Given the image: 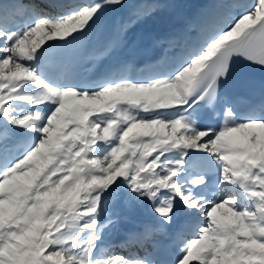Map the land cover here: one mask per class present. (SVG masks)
<instances>
[{
    "label": "snow or ice",
    "instance_id": "1",
    "mask_svg": "<svg viewBox=\"0 0 264 264\" xmlns=\"http://www.w3.org/2000/svg\"><path fill=\"white\" fill-rule=\"evenodd\" d=\"M158 8L0 0V264H264V96L241 92L264 0H212L152 60L124 55Z\"/></svg>",
    "mask_w": 264,
    "mask_h": 264
},
{
    "label": "bare ground",
    "instance_id": "2",
    "mask_svg": "<svg viewBox=\"0 0 264 264\" xmlns=\"http://www.w3.org/2000/svg\"><path fill=\"white\" fill-rule=\"evenodd\" d=\"M187 1V0H184ZM115 10V9H114ZM169 134H171V130H167ZM147 214V213H146ZM148 215V214H147ZM111 240H114V235H112Z\"/></svg>",
    "mask_w": 264,
    "mask_h": 264
}]
</instances>
